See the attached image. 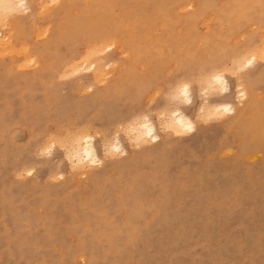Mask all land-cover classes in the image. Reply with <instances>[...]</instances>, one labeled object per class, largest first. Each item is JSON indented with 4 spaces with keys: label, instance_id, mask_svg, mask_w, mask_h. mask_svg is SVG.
<instances>
[{
    "label": "rangeland",
    "instance_id": "1",
    "mask_svg": "<svg viewBox=\"0 0 264 264\" xmlns=\"http://www.w3.org/2000/svg\"><path fill=\"white\" fill-rule=\"evenodd\" d=\"M92 1L84 2V8L92 7ZM103 1L108 8H115H112L115 20L112 18L107 26L114 27L116 37L111 43L121 41L119 27L123 23L128 22L137 35L136 45L125 50L118 45L117 49L100 51L101 46L89 48L83 44L81 48L88 51L85 53L89 54V61H100L97 71L86 67L73 74L68 72V67L56 61L52 63L48 57L44 76L26 82L16 76L38 72L41 54H36L32 63H26V45L22 48L19 45L13 52L0 45V93L19 95L24 103L34 102L27 117L32 122H25L15 119L22 110V101L16 100L7 108L0 94V264H264V53L248 69L249 77L245 75L247 70L232 67L227 71L228 90L222 94L224 90L218 89L208 97L210 101L220 98L236 102L237 93L243 88L257 108L246 111L245 123L233 124L232 114L212 116L208 108H205L207 112L203 110L204 96L197 89L202 78L191 75L188 80L193 87V102L189 113L195 115L197 129L182 135L161 128L165 123L163 114L175 107L170 94L175 91L179 73L188 74L209 59L213 62L218 54L216 46L221 44L229 49L258 43L264 36V22L260 23L264 13L246 12L248 17H244L245 12L238 6L235 10L240 16L229 19L230 14L233 16L228 9H231L229 0ZM109 1L113 3L108 4ZM252 1L264 3V0L244 2ZM30 3L32 9L22 13L16 11L15 4L9 5L16 11V19L29 24L44 18L41 28L35 30L37 39L30 37L37 42L35 49L42 50L40 39L57 24L55 15H47L58 10L59 3L54 5L49 0H30ZM227 10L228 14L222 18ZM4 20L0 15V26ZM82 40L80 36L68 39L63 44L65 47L62 45L70 60L80 50L77 41ZM194 47L199 51L193 50ZM54 65L57 67L50 74L47 69ZM118 69L123 72L121 87L106 89ZM260 73L262 76H258ZM145 84L148 88L142 93ZM45 89H58V94L64 95L65 105L59 107L52 95L46 101L41 100ZM95 93L101 95L99 103L91 100L88 109L80 107L84 99H92ZM138 93L142 95L133 98ZM128 102L130 105L140 102L138 109L154 107L151 117L158 123L162 138L171 141L173 147L157 157L145 156L136 169L116 171L113 164L117 166L127 157L118 156L110 149L105 165L111 174L100 183L88 179L92 169L71 170L66 147L56 140L69 138L78 121L105 106L117 113L115 118L128 117ZM40 105L44 110H39ZM243 107V104L238 106ZM197 111L202 115L198 116ZM203 115L205 119H201ZM105 117L98 128H89L96 135L101 156L109 151L104 150V144L101 148L102 143L111 140L110 135L115 132H119L129 149L128 157L133 154L144 157L148 148L154 146L149 142L131 147L132 128L129 131L124 123L126 129L115 126L112 123L115 119ZM51 131L57 132V139H51L53 145L47 140ZM106 135L109 138L103 141ZM48 145L52 147L50 153ZM32 167L35 171L28 175L24 169ZM59 172L64 173L63 178Z\"/></svg>",
    "mask_w": 264,
    "mask_h": 264
},
{
    "label": "bare ground",
    "instance_id": "2",
    "mask_svg": "<svg viewBox=\"0 0 264 264\" xmlns=\"http://www.w3.org/2000/svg\"><path fill=\"white\" fill-rule=\"evenodd\" d=\"M52 1H54V3H52L54 5L55 4L57 5L59 3V6L57 8L58 10H56V11L54 10L53 12H51L47 16L53 17L55 15V17H57V20H56L57 24H55L53 26V31L50 29L49 32L43 38L40 39L43 41V42H41V45H42L41 48L42 47L43 48H42V50H37L38 48L35 49L36 48L35 45H37V42L34 41L33 39H31L30 37H36V39H37V35L35 34V30L40 29L41 26L43 25V24H40V23H43L42 22L43 17L40 18L39 20H37L36 22H30V24L26 21L16 19L15 18L17 15L16 11H20L22 13L23 11H26V9L27 10L32 9V4L30 3V0H0V2H1L0 15L2 17H4V19H5L4 21H2V24L0 26V45H4V47L7 48L6 49L7 51H9L8 49H10V50H12V52L19 45H21L20 46L21 48L24 45H26V48L24 49V51L27 52L26 63H28L29 61H30V63H32L34 58H35V55L38 53L41 54L42 64L40 65L41 68L38 67V69H39L38 72H37V70L33 74L30 72H27L24 75H20L18 77L16 76L17 79L26 80V82H32L33 79L36 80L37 78L40 79L42 76H44L45 72H47L45 70L46 67L44 65V62L46 61V59L48 57L51 59L52 63H54L56 61V63H58V65L65 66V68L68 67L69 68V69L67 68L69 70L68 72L71 73V71H72L73 74L77 73L76 71H80L86 67H94V68H96V71H97V69L99 68L98 63L100 61L98 60L99 61L98 62L96 59L93 60L92 62H91V60L89 61V58H88L89 54L85 53L88 51L81 48V46L83 44H85L89 48L101 46L100 51H104L106 49L108 50V48H110V49L116 48L117 49L118 45H121L122 50H125L127 48H133L136 45L135 44V40H136L135 35H137V34L134 31V29L130 25H128V22L121 24L119 27V29L121 28V31H122V35H120V36H122L121 41L117 42L116 40H114V42L111 43V40L116 37L114 34V27L112 26L111 28H109L107 26L111 23L112 18L114 19L115 15L113 16V13H114L113 9H115V8L113 6L108 8L105 5L106 2H104L103 0H93L91 2L92 4H90L92 7H90L88 10L85 9L83 6V3L86 2L87 0H49V2H52ZM244 1L245 0H229V2H231V9L230 8H228V9L233 14L232 17L230 16L231 14L229 15V19L234 18V16H235V18L240 16V13L237 10H235V9L239 8L238 6L242 7L241 12H243V13L245 12L244 14L242 13L243 14L242 16H244V17H246V16L248 17V15H246V12L249 15L254 14L258 10L260 11V14H261V12L264 13V3L258 4L255 1H252L251 3L248 4V2H244ZM9 3H13L17 6L16 11H14L13 6L9 5ZM109 3H113V1H109L108 4ZM59 10H60V12H59ZM78 10H80L81 12H77ZM197 12H199V11H197ZM77 13H81L80 17H77ZM227 14H228V10L224 11V13H222V15H223L222 18H225V16ZM135 16L136 15L130 17V15H129V18L137 19L138 17L136 18ZM129 18H127V19H129ZM142 18H144V17H142ZM123 19L125 20V17ZM261 20H260L261 21L260 23H263L264 17H262ZM180 21H181V18H180ZM64 22H66V24H65L66 26L62 25V24H64ZM115 22H117V21H115ZM121 22H123V21H121ZM117 29H118V26H117ZM116 32H118V31H116ZM262 32H264V31H262ZM213 34L215 36V33H213ZM213 34H212V36H213ZM80 36L83 37V40L77 41L79 43H76L77 47L80 50L77 53L76 57L74 56L75 58L70 60L71 58H68L65 55V51L63 50L62 45L64 43H66L68 39H74V38L77 39ZM88 36H94V38L92 37L93 39L92 38L90 39V38H88ZM212 36H210V37H212ZM109 40H110V42H109ZM210 41H211V38H210ZM212 42L214 43L213 40H212ZM207 45H208V43H207ZM208 46H210V44ZM211 46H212V44H211ZM225 46L222 44L219 46H216V49H217L216 51L218 52V54H215L216 56H215V58H213V59H215L213 62H211L209 58H205L206 61L209 59L210 62L205 61L206 63L204 64V62H203L204 60H203L202 61L203 65H201V67L200 66L196 67L195 70L193 69L192 72H190L188 74L186 72H185V74H184V72L182 74L179 73V76H177V78L175 80L177 82L176 83L177 85L174 88L175 91H172L171 92L172 94H170L171 98L175 101V107L173 109L168 110V113L164 110L166 112V115H165V113L163 114L164 116L161 115L162 113L161 114L159 113L163 118V119L160 118V120L162 119V121H163L164 117H165V121H164L165 123L163 124L164 127L162 125L163 122L161 121L162 122L161 128H164L166 131H169L170 133L173 132V133H177V134H182V133L188 134L192 131L194 132L197 129V126H198L197 123L198 122L194 118L195 115L193 117L189 113V109L191 108V106L188 104H185L183 97H181L179 95L180 88L184 84H188V85H190V88H189L190 99L193 102V87H192L191 82L188 80V77L191 75H195L199 78H202V79H200L201 81L198 83V87H197L198 94L200 92V94L204 96L202 109L204 110L205 108H208V111L211 112L212 116L213 115L225 116L226 114H232L235 117V118L233 117L234 121L232 120L233 124H236L237 122L240 124H243L248 120L247 118H245L246 117V111L249 108H251L252 111L257 110V108L254 107L252 102H251L249 93L247 91H243V88H242V90L240 88V91H238L236 102L232 101V100L222 101L220 98L216 99L215 101H210L208 97H209V95L215 94L218 89L224 90V91H222V94L228 90V88L230 87V82H229V79L227 76V71L232 67H234L235 70H237V69H239L240 71L247 70L245 72V75H246V77H249L250 72L248 69L255 64V62L258 60L259 55L264 53V36H262V38L260 39V41L258 43H256V44L251 43V44H248L246 47L233 46V47H229V49H226ZM63 47H65V45H63ZM174 48H175V46H174ZM193 50L199 51L198 47H194ZM193 50L191 52H193ZM252 51H253V53H252ZM199 55H200V52H199ZM29 56H30V59H29ZM88 62L91 65H88ZM229 62H231L232 65ZM37 64H38V62H37ZM56 67H57V65H54L52 68H48L47 70H49L50 71L49 73L51 74V73H53V69H56ZM235 70L233 69L231 71H235ZM155 71L157 72V70H155ZM177 72H179V71H177ZM69 75H71V74H69ZM122 75H123V72L120 71L119 69L117 71H115L114 76H113L114 79L113 78L111 79V81L109 82V86L106 89L111 88V90H119V88L121 87V84H122L121 83ZM149 75H150V73H149ZM175 75H177V74H174V76ZM260 75H261V73L258 76H260ZM145 78H146V76H145ZM247 80L249 81L248 78H247ZM257 80H260V79H257ZM257 80H255V81L257 82ZM19 82L17 84H19ZM249 83L251 84V82H249ZM253 83H255V82L253 81L252 84ZM17 86H19V85H17ZM246 86H249V85H246ZM25 87L27 89V87H28L27 84H25ZM45 87H47V86H45ZM91 87H94V86L90 85V88ZM238 87H239V85H238ZM240 87H241V85H240ZM249 87H251V86H249ZM143 88L144 89L142 90V93L147 91L148 84L143 85ZM106 89L104 90V93H105ZM249 89H251V88H249ZM29 90L31 92L34 91V89H29ZM100 93H95L94 97L92 99H91V97H89L88 99H84L82 102L80 101L81 102L80 107L88 109L90 106L91 100H94L95 102L99 103V101H101ZM0 94L2 95L1 99L4 102V106L7 108H9L10 106L12 107V102H15L16 100L19 102L22 101V100L20 101L21 97L19 95L18 96L15 95V96L11 97L10 93H7V96L3 95V93H0ZM51 95L54 99H56L58 101L59 107L62 108L65 105L66 100L64 101V98H63L64 95L63 94H62V96L59 95L58 89H54L52 91L51 90L44 91V96L41 100L46 101L48 98H50L49 96H51ZM140 95H142V94L138 93L133 98L138 99L140 97ZM198 98H200V97H198ZM252 99H255V98H252ZM200 101H202V100H200ZM139 103L134 102L132 105H130L128 102L129 107H130L129 111H128L129 115H127L128 117H126L122 120H120L119 118H115L117 113L114 114V112L108 111L106 106L104 107L105 109L100 108L98 111H95V112H97L96 114H90L85 120L78 121L77 124H75V126L72 127L73 129L71 130V132H73V135L69 136V138L65 136L66 138L61 137L60 139H57L55 137L57 132L51 131L52 133L48 134L47 140H51L55 137L57 139L56 141H60L59 145L66 147L65 150H67V155H68V158L70 160L71 170H76L77 167H79V168L82 167L83 169L90 170V171L92 169V171H91L92 173L87 177H88V179L94 181L95 183H100L101 181H105V180L109 179V177H110L109 174H111L110 173L111 169L108 171V167L105 165L107 153L110 152V149L113 151L114 154H116L118 156L126 155V157H127L126 159L121 160L117 166L112 163L115 166L114 168L112 167L113 170L115 169V171H116V170H120L121 168L122 169L123 168H134V169H136L138 164L143 160V158H145V156L157 157V156L163 155L165 152H167L168 150H170L173 147V144L171 141H168V140L162 138V135L158 131V129H159L158 123L156 124L151 117V112H153L152 110L155 108L149 107L147 109L145 107L142 109H138L137 107L139 106ZM33 104H34V102L24 103L22 101L21 102L22 110H20L18 117L16 116L15 119H23V120H25V122L26 121L32 122L30 120V117H29V119H27V117L30 113L29 108ZM201 104L202 103H200L199 105L201 106ZM240 104L244 105V107L241 109L238 108V106ZM196 106H197V104H196ZM17 109H19V108H17ZM39 110H44L43 105L39 106ZM198 111H200V110L198 109ZM198 111H197L198 116H199V114L202 115V113L201 112L199 113ZM206 112H207V110H206ZM206 112H204V113H206ZM2 114H4V113H2ZM208 114H209V112H208ZM106 115L108 116V118H110V120L115 119L112 122L115 126L124 127L122 125L123 123L125 124V126L128 124L127 125L128 127L126 126L127 129L132 128V130L134 132H136V133H134L133 131H131L133 133H130L132 135H129L130 141L133 143V144H131V147H132V145L135 146V148L141 147L142 145H146L149 142L154 144V146L150 147V149L148 148V151H146L144 157L139 156V155H134V154H133L134 156L131 155L130 157H128L130 151L127 148V146H125L124 143L122 142L121 137L119 135V132L114 131L115 133L112 134L114 137L112 135H110V139L111 138L112 139L111 140L106 139V138H109L108 137L109 134L112 133L110 131L111 133L107 134L108 136L107 135L104 136L103 141L105 139L107 141L105 140V143H102V146H101V148H103V144H104V148H105L104 150H109V151L106 152V155H104L105 153H102V156H101V154L97 148V144H96V135L90 133L91 130H89V128H91L92 130H93V127L98 128L99 123H101L103 120L107 119L105 117ZM159 116H157V117L159 118ZM201 117H199V118H201ZM203 118H204V115L201 119H203ZM209 118H206V119L208 120ZM219 120H221V119H219ZM219 120H217V121H219ZM202 121H204V120H202ZM6 123L7 122H5L4 126L6 125ZM34 123L35 122H33V124ZM34 125H38V127H40L39 123H37V124L35 123ZM126 127H124V128L126 129ZM86 128H88L87 131L83 130ZM99 129H102V128L99 127ZM75 130H77V131L80 130V132L81 131H83V132L77 133V131H76V134H74ZM102 130H104V129H102ZM121 131L124 132V130H121ZM105 132H107V131L105 130ZM129 138H127V140ZM2 139H3V137H2ZM43 139H45V138H43ZM53 140H55V139H53ZM100 140H102V139H100ZM28 141H26V142H28ZM56 141H55V143H56ZM38 144L40 145L39 142H38ZM50 144L53 145L52 140L50 141ZM5 145H7V144H5ZM49 145L47 146V149L50 150L48 153H50L52 151L51 150L52 147L50 148ZM36 148H37V146H36ZM42 150L43 149L39 150V152ZM66 160H67V158H66ZM93 169H95V170H93ZM24 171H26V173L27 174L29 173L28 175H30L35 171V168L34 167L29 168V169L26 168V169H24ZM60 174H61V177L63 178L64 173H60ZM25 184H26V182H25ZM95 213H96V211H95ZM100 214L102 215V213H100ZM105 221H106V219H105ZM59 228H62V227H59ZM94 253H96V252H94Z\"/></svg>",
    "mask_w": 264,
    "mask_h": 264
},
{
    "label": "clouds",
    "instance_id": "3",
    "mask_svg": "<svg viewBox=\"0 0 264 264\" xmlns=\"http://www.w3.org/2000/svg\"><path fill=\"white\" fill-rule=\"evenodd\" d=\"M189 88L190 85L184 84L180 90H179V95L183 97L184 103L190 105L192 103L189 95Z\"/></svg>",
    "mask_w": 264,
    "mask_h": 264
}]
</instances>
